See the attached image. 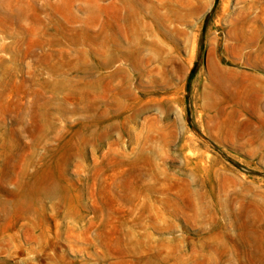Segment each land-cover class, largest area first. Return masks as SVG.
Here are the masks:
<instances>
[{
	"label": "rangeland",
	"instance_id": "obj_1",
	"mask_svg": "<svg viewBox=\"0 0 264 264\" xmlns=\"http://www.w3.org/2000/svg\"><path fill=\"white\" fill-rule=\"evenodd\" d=\"M0 264H264V0H0Z\"/></svg>",
	"mask_w": 264,
	"mask_h": 264
}]
</instances>
